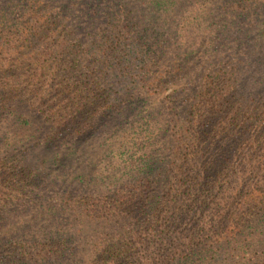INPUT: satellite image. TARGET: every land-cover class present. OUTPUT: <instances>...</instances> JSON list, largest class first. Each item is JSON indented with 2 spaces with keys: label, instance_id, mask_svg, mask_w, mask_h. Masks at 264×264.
Returning a JSON list of instances; mask_svg holds the SVG:
<instances>
[{
  "label": "trees",
  "instance_id": "16d2710c",
  "mask_svg": "<svg viewBox=\"0 0 264 264\" xmlns=\"http://www.w3.org/2000/svg\"><path fill=\"white\" fill-rule=\"evenodd\" d=\"M0 264H264V0H0Z\"/></svg>",
  "mask_w": 264,
  "mask_h": 264
},
{
  "label": "rangeland",
  "instance_id": "374dc122",
  "mask_svg": "<svg viewBox=\"0 0 264 264\" xmlns=\"http://www.w3.org/2000/svg\"><path fill=\"white\" fill-rule=\"evenodd\" d=\"M197 8L202 10V6L201 8ZM197 14L198 11H194V13L191 12L189 14H186L185 12L183 17L181 18H184V24L182 28L186 29L188 25H191V23L197 18L195 17ZM192 31L188 34L193 35ZM187 32L188 31H186V33ZM199 53L200 52L195 50L194 53L191 55V61H196L199 56ZM254 54H256V52ZM252 69H258L257 71L260 72L259 67H254ZM137 70L138 69H127L126 71H130L129 73H135ZM104 72L105 75L109 78V83L114 84L116 86H125L127 78H124V76L120 75V69H105ZM96 75L99 76L98 73H96ZM131 124L135 125L131 126ZM125 126L126 130L123 131L124 133L109 130L100 134L99 136L97 135L96 137L90 138L88 141L82 144L83 148L81 155L76 161L74 159L66 157L64 153H60L61 158L58 160L57 163L49 167L48 173L51 175L53 174V172H57L56 169H59L60 172L63 171L64 173L65 171H68L69 173L75 172L82 174L85 172V169H91L97 170L104 176L108 175L109 177H111L112 174H118V172L121 171L124 172L128 168L129 161L131 158H135L137 160V156L140 154L138 148L143 146L144 142L146 141L144 133L139 132V130L143 126L142 124L140 125L138 123L133 122L128 123ZM84 162L89 164L85 165Z\"/></svg>",
  "mask_w": 264,
  "mask_h": 264
}]
</instances>
